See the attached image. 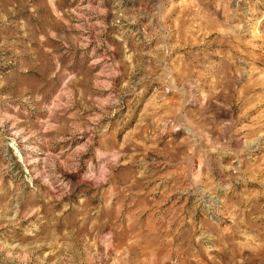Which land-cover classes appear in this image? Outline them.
I'll return each mask as SVG.
<instances>
[{
    "label": "rangeland",
    "instance_id": "obj_1",
    "mask_svg": "<svg viewBox=\"0 0 264 264\" xmlns=\"http://www.w3.org/2000/svg\"><path fill=\"white\" fill-rule=\"evenodd\" d=\"M0 264H264V0H0Z\"/></svg>",
    "mask_w": 264,
    "mask_h": 264
}]
</instances>
